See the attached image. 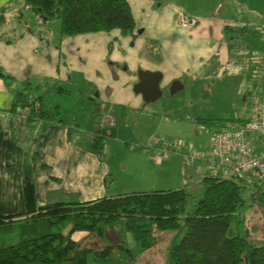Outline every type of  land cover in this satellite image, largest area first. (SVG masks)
<instances>
[{
	"label": "crops",
	"instance_id": "crops-1",
	"mask_svg": "<svg viewBox=\"0 0 264 264\" xmlns=\"http://www.w3.org/2000/svg\"><path fill=\"white\" fill-rule=\"evenodd\" d=\"M127 2L136 31L123 33L114 28L63 37L58 31L54 37L42 30L46 26H40L38 19L37 35L21 25V9L30 10V15L32 11L36 13L24 5L25 0H0V70L7 75L0 76V213L19 214L0 225V248L16 243V232L7 227L30 218L29 209L37 212L38 207L48 203L120 194L105 192L108 166H81L74 174L66 168L81 160L97 161L94 150L84 152L81 146L87 132L92 134L93 125L105 114L98 106L100 102L122 107L126 116L128 110L143 114L148 102L133 90L138 69L161 74L162 94L173 80H179L181 88L189 86L200 95L206 94L197 100L199 110L205 109L208 99L214 105V97L207 99L206 92L213 90L228 96L226 106H214L212 115L205 116L203 111L192 114V120H215V129L229 120L250 117L247 98L253 86L254 51L262 46L257 26L264 22V0H136L137 11ZM178 10L191 16L193 24L181 26ZM12 17L18 23L11 21ZM240 22L246 26L239 27ZM25 81L29 98L38 97L32 106L36 110L41 103L46 112V116L25 118L28 122H22L20 113L11 109L15 93L25 86ZM76 82L79 88L86 89L83 99L88 104H81L77 112L73 109V115L84 120L91 108L95 113L94 122L86 118L85 130L76 122L63 120V105L57 100L72 98ZM117 125L118 122L114 136ZM148 139L150 145L146 148L152 152V146L161 139L154 135ZM208 141L209 138L203 146ZM93 144L96 147L95 136ZM199 166H192L198 174ZM29 183L34 194L30 204L25 194ZM153 186L143 188L174 189L183 185L156 182Z\"/></svg>",
	"mask_w": 264,
	"mask_h": 264
},
{
	"label": "trees",
	"instance_id": "trees-1",
	"mask_svg": "<svg viewBox=\"0 0 264 264\" xmlns=\"http://www.w3.org/2000/svg\"><path fill=\"white\" fill-rule=\"evenodd\" d=\"M25 5L46 19L60 18L61 37L114 28L131 33L134 28L127 0H25ZM0 76L7 77L2 70ZM27 85L25 81V86L15 93L12 111L27 112L29 119L34 115L46 116L41 103L36 110L32 106L38 97L29 98ZM198 119L208 124L218 123L209 118ZM113 129L97 131L112 136ZM98 137L95 136L96 143ZM183 167L187 183L178 188L130 191L81 202L48 203L38 207L37 212L35 208L27 210L32 213L30 219L52 221L54 217L52 223L65 224L69 230L22 237L14 244L3 246L0 264H62L65 261L85 264L88 253L94 264H124V259H133L156 243V231H175L164 264H264V237L254 240L237 216L249 189L230 178L209 171L200 176L192 166L184 163ZM30 185L25 186L29 204L34 198ZM248 196L251 201L264 202V195L252 189ZM17 215L0 213V225ZM116 224L132 234L135 246L118 242L96 248L80 247L72 237L77 230L101 237Z\"/></svg>",
	"mask_w": 264,
	"mask_h": 264
},
{
	"label": "rangeland",
	"instance_id": "rangeland-1",
	"mask_svg": "<svg viewBox=\"0 0 264 264\" xmlns=\"http://www.w3.org/2000/svg\"><path fill=\"white\" fill-rule=\"evenodd\" d=\"M128 1L130 2L131 8L137 11L135 5L136 0ZM21 12L23 14L21 18H18L21 25H26L25 29H27L28 32L37 35L35 29L40 26H46V28L42 29L43 31L54 37L57 35L61 25L60 18L46 19L40 13H34L33 11L32 15H30L31 11L28 9H21ZM36 19L40 21L38 23H41L39 27L36 24ZM11 21L18 23L15 17H12ZM28 22L29 26L27 24ZM136 29L134 22L133 30L136 31ZM47 39H49L48 36ZM107 61H109V59H107ZM64 86L68 87L67 84ZM73 86L77 88L73 90L75 94L72 98L59 97L57 100L63 105V120L65 122H76L74 124H78L80 129L85 130L88 129L85 124L88 118H91V122L95 121V113L91 108V113L85 116L84 120L79 118L81 116L78 117L76 114L73 115L74 110L76 111L81 104H88V102L83 99V96L86 95V89L83 86L79 88L78 83ZM206 93H209L207 94V99L214 97L213 100H215V102L213 105V101L208 99L207 105H204L205 109L203 110H199L200 106L197 104V100H199V96H204L206 94L200 95L189 86L181 88L173 94L170 93L169 87L165 88L164 93L161 94L157 100L147 101L148 106L143 111L142 115L139 114V111L132 112L128 110V115L126 116L127 113L124 114L122 107L108 102H100V104H98V106L100 105V109H102L105 114L111 113L115 117L116 123L118 122L116 135L109 136L106 133L103 135L98 134L95 123L93 125L92 134L87 132L88 137L82 142L81 149L84 152H92L94 150L97 161L88 162V160H81L77 165L73 164L66 169L74 174L81 166H87V168L91 164L98 167L108 166L109 170L107 169V172H105L106 194L150 189L143 187L150 184L155 186L156 182L161 183V185H172L173 187L184 185L187 182H185L182 173V170L184 172L183 157L180 154H171L166 159H153L152 152L146 148L150 145L147 141L150 140L148 137L154 135V137H160V142H181L186 146L202 147L212 133L214 124L192 120L190 116L192 114L198 115L200 111H203L202 113L205 116L212 115L214 113V106L216 107V105L222 103L224 107L227 105L228 100L226 94H220L216 91L213 92V90ZM91 106L90 104V107ZM78 113L82 114V111H78ZM17 116L20 118L19 114ZM71 118H74V120ZM21 120H24L22 122H28V119L23 117ZM129 128L131 134H129ZM96 135L100 137H98V143L96 147H94L93 136ZM101 144H103L102 148L100 147ZM167 161L170 162L166 163ZM96 162L99 165H97ZM198 168L199 175H204L206 170H204L203 166H199ZM107 177H113V179ZM109 184L110 186L108 187ZM248 194L249 190L245 193V203L239 207L237 216L241 218L243 225L249 231L251 237L257 240L264 237V202H259L258 200L251 201ZM51 220L53 221L55 218L52 217ZM52 221L47 218L34 220L27 218L21 221H14L7 228L10 231L14 230L16 232V242L22 237H38L56 230H61L63 233H66L69 230V226L61 224L60 222L52 223ZM232 226H234V223ZM155 235L157 241L150 249L143 251L133 259H124L123 263L164 264L165 253L175 235V231H156ZM72 236L80 247L96 248L105 244H116L118 242H123L129 247L135 246L132 234L119 224L108 228L105 235L101 237L85 230L74 231ZM178 238H180V236ZM62 264L71 263L65 261ZM85 264H94L90 253L87 254Z\"/></svg>",
	"mask_w": 264,
	"mask_h": 264
},
{
	"label": "built area",
	"instance_id": "built-area-1",
	"mask_svg": "<svg viewBox=\"0 0 264 264\" xmlns=\"http://www.w3.org/2000/svg\"><path fill=\"white\" fill-rule=\"evenodd\" d=\"M181 26L193 24L185 11H177ZM239 27L246 23L240 22ZM262 46L254 51L253 86L248 94L250 117L245 120H229L215 128L209 141L202 147H191L181 142H159L152 146L153 159H166L180 154L185 164L200 165L204 170L230 178L247 189L264 195V22L257 26ZM29 113H21L26 118ZM111 113L102 115L96 123L97 130L115 127Z\"/></svg>",
	"mask_w": 264,
	"mask_h": 264
},
{
	"label": "water",
	"instance_id": "water-1",
	"mask_svg": "<svg viewBox=\"0 0 264 264\" xmlns=\"http://www.w3.org/2000/svg\"><path fill=\"white\" fill-rule=\"evenodd\" d=\"M138 81L134 83V92H140L143 100H155L161 94L162 90L159 88L160 73L158 71H150L144 69L137 70ZM181 88L179 80H173L169 86V91L173 94Z\"/></svg>",
	"mask_w": 264,
	"mask_h": 264
}]
</instances>
